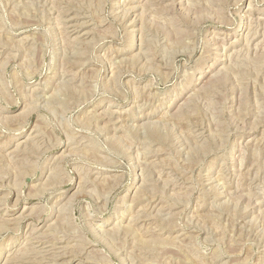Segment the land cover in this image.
Returning a JSON list of instances; mask_svg holds the SVG:
<instances>
[{
  "label": "rangeland",
  "instance_id": "obj_1",
  "mask_svg": "<svg viewBox=\"0 0 264 264\" xmlns=\"http://www.w3.org/2000/svg\"><path fill=\"white\" fill-rule=\"evenodd\" d=\"M0 264H264V0H0Z\"/></svg>",
  "mask_w": 264,
  "mask_h": 264
},
{
  "label": "bare ground",
  "instance_id": "obj_2",
  "mask_svg": "<svg viewBox=\"0 0 264 264\" xmlns=\"http://www.w3.org/2000/svg\"><path fill=\"white\" fill-rule=\"evenodd\" d=\"M79 27H80V26H79ZM76 31H77V30H76ZM80 31H81V30H79V33H80ZM86 34H87V32L84 31V32L81 34V36H84V35H86ZM6 221H8V220H6ZM46 252H47V251H46ZM48 253H49V252H48Z\"/></svg>",
  "mask_w": 264,
  "mask_h": 264
}]
</instances>
